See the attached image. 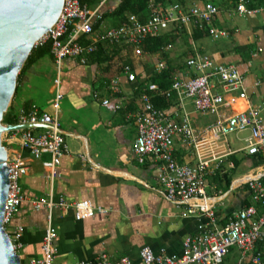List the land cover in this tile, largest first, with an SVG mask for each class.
<instances>
[{
    "label": "crops",
    "instance_id": "1",
    "mask_svg": "<svg viewBox=\"0 0 264 264\" xmlns=\"http://www.w3.org/2000/svg\"><path fill=\"white\" fill-rule=\"evenodd\" d=\"M119 2L106 0L100 7L101 14L111 12ZM216 6L219 13L214 26L225 31L226 37L214 40L207 33L198 31L195 23H184L163 32L172 34L176 40L161 54L143 52L136 55L130 49L112 53L107 59L109 62L103 64L93 56L84 64L77 58L62 60L58 123L68 151L58 167L60 177L52 186L45 168L50 156L43 154L34 158L28 150L20 147L18 137L11 144L6 141V135L3 136L8 153H19L28 166L27 173L20 178L24 199L19 213L7 226L10 232L18 225L23 227L22 261L41 257L47 212L34 210L31 201L47 196L51 190L55 196H62L67 201L90 200L94 206L107 210L81 221L74 220L70 210L53 211L57 248L54 264L94 261L102 253L112 261L128 257L135 264H141L139 251L142 247L149 246L157 255L179 254L183 240L198 234L201 231L199 226L207 224L203 215L184 216L187 204L169 200L158 179L160 163L150 158L140 163L133 150L138 134L136 114L142 107L141 95L146 93L152 101L156 94L147 88L151 74L170 67L173 80H187L197 74L187 66V60L197 55H207L218 64L235 66L243 75L246 97L224 93L226 102L231 103L233 99L230 105L222 104L215 112H201L190 99H184L183 107H179L174 95L170 100L166 99L167 107L159 109L168 112L175 122H180L186 115L199 138V153L220 158L219 167L215 166L218 160L213 162L204 176L206 196L216 213L217 226H223L231 214L251 205L260 213V204L254 200L245 182L253 178L264 182V148L256 154H249L246 143L249 136L242 139L246 143L244 146L233 148L227 136L211 141L204 130L218 119L247 110L263 98L264 11L247 17L236 14L233 4ZM51 61L54 80L58 67L53 57ZM34 65L17 79L11 102L15 119L20 108L54 114V105L43 111L34 97H26L23 92L18 94V89L30 81V74H38ZM126 65L135 74L133 81L123 70ZM53 80L48 92L53 94L52 100L55 101ZM114 81H117L116 91L110 88ZM213 90L222 93L218 85ZM104 100H108V104H103ZM38 129L46 130L44 126L32 128L33 132ZM199 131L200 134H196ZM174 158L178 164L194 166L197 151L175 136ZM197 202L198 199L192 200V203ZM236 250L239 255L237 264H249L241 262V253Z\"/></svg>",
    "mask_w": 264,
    "mask_h": 264
},
{
    "label": "built area",
    "instance_id": "2",
    "mask_svg": "<svg viewBox=\"0 0 264 264\" xmlns=\"http://www.w3.org/2000/svg\"><path fill=\"white\" fill-rule=\"evenodd\" d=\"M106 2H101L90 8L81 5L78 0H64L63 11L49 32L41 37L34 47L51 40V53L58 67L53 80L55 88L54 114L40 112L37 109L26 111L17 110V122L20 125L44 126L46 131L35 134L32 128L20 129L5 133L6 141L13 143L17 139V132H21L18 143L34 158L48 154L50 159L45 162L47 178L51 184L60 177L58 167L61 159L68 151L58 123V102L62 98L60 91V65L65 58H77L81 63H86L88 57L95 51L99 39H107L113 43H122L131 46L136 55L143 52L140 45L149 36L155 37L169 30L171 26H180L184 23H195L200 31H205L214 40L226 37L227 33L214 26V19L219 13L218 7L212 2L194 3L187 10L178 4L168 7L159 6L153 10L146 20L140 21L138 17L130 15L127 23L113 28H107L103 22L99 23L104 32L102 35L94 33L93 25L101 20L100 7ZM151 8L154 6L150 5ZM235 13L240 16H256L264 11V4L255 5L251 0H238L235 4ZM90 36V42L82 44L78 38ZM170 47V46H169ZM187 66L197 74L187 80L174 78L171 89L164 94L167 99L174 95L178 106L183 107V100H192L195 108L201 112L217 111L222 104L230 105L224 100V93L237 94L245 98L243 75L233 65L215 63L207 55H197L187 60ZM123 70L128 74V79L133 81L135 74L131 67L126 65ZM214 78L216 82H214ZM117 81L110 88L117 90ZM221 87L222 93L213 90ZM150 91L158 90L157 85L149 84ZM97 97V94L94 95ZM142 107L136 114L138 134L133 144L136 159L142 163L145 158L158 161L160 171L158 179L165 188L169 200L176 203H185L184 216L203 215L207 224L199 226L201 231L194 236H187L179 254L157 255L149 246H144L139 251L141 264H223L224 257L232 247L241 253V262L249 264H264V185L259 178L245 182L248 184L254 200L260 204L261 211L251 205L231 214L226 223L218 227L216 213L206 196L204 176L211 164L220 158L215 155H201L199 153V138L195 135L187 116L180 122L171 120L168 112L155 107L146 93L141 95ZM103 104H108L104 100ZM250 131L247 139V152L256 154L264 148V96L261 101L225 118L218 119L204 131L212 141L219 136L230 133ZM181 138L182 142L194 147L197 151V163L194 166L178 164L174 158V137ZM215 157V158H214ZM9 168V189L5 201L3 225L9 236L13 251L20 256L23 249L21 242L23 227L18 225L11 232L7 230L13 217L19 213L23 194L20 178L28 171L26 161L19 153L12 151L7 155L6 161ZM232 167L233 165L230 164ZM198 199L197 203H192ZM34 210H46L47 226L41 243V257L21 260V264H54L57 248L54 244L56 230L52 224L53 211H71L74 220L81 221L92 218L97 213H106L107 210L94 206L90 200L67 201L62 196H55L52 190L47 196L36 197L31 201ZM77 264H135L128 257H121L116 261L108 258L107 254H100L94 261H80Z\"/></svg>",
    "mask_w": 264,
    "mask_h": 264
},
{
    "label": "water",
    "instance_id": "3",
    "mask_svg": "<svg viewBox=\"0 0 264 264\" xmlns=\"http://www.w3.org/2000/svg\"><path fill=\"white\" fill-rule=\"evenodd\" d=\"M64 0H0V264H21L3 225L9 189L5 133L36 125L7 124L4 116L16 92L17 77L36 42L50 31L63 11Z\"/></svg>",
    "mask_w": 264,
    "mask_h": 264
},
{
    "label": "trees",
    "instance_id": "4",
    "mask_svg": "<svg viewBox=\"0 0 264 264\" xmlns=\"http://www.w3.org/2000/svg\"><path fill=\"white\" fill-rule=\"evenodd\" d=\"M238 0H120L118 5L111 11H106L102 13L101 20L96 22L93 25L94 33L102 35L104 30L102 28H99V23L103 22L105 24V18H109V26L111 27H119L128 21V17L130 15H134L138 17L140 21H144L147 19V17L150 15V13L153 10H157L159 6L167 7L171 4H178L180 7H182L184 10H187L190 6H192L194 3H205V2H213V4L217 5H223V4H230L234 5L236 4ZM255 5L260 4L261 2H264V0H251ZM78 2L81 5H86L90 8H95L101 0H78ZM151 4L154 6L151 8ZM106 27H108L105 24ZM200 31V30H198ZM205 32V31H200ZM206 33V32H205ZM79 42L82 44L89 43L90 36H81L78 38ZM176 37L172 34L163 33L155 37L149 36L143 43L140 45V48L142 52L148 53V54H157V53H163V49L169 45L175 42ZM51 40L46 41L42 45H38L33 48L31 54L27 58L23 68L21 69L17 79H19L20 75L25 73L29 68H31L36 62H38L40 59L50 56L53 57L51 53ZM131 46L122 44V43H113L110 42L107 39H99L96 43L95 51L89 56L95 57L96 61L98 63H108L109 61L107 59L111 58L112 53H119L121 51L128 52L130 51ZM173 69L170 67L163 70H158L151 74L149 77L150 84L157 85L158 90L156 91V94L152 97L153 105L158 108H165L169 104L167 102V98H165V92L169 89H171V85L173 83L172 79V72ZM12 106H10L9 110L4 116L3 122L7 124H16L17 118L15 119L13 115H9V111ZM264 183V182H263ZM227 184H230L229 181H227Z\"/></svg>",
    "mask_w": 264,
    "mask_h": 264
},
{
    "label": "rangeland",
    "instance_id": "5",
    "mask_svg": "<svg viewBox=\"0 0 264 264\" xmlns=\"http://www.w3.org/2000/svg\"><path fill=\"white\" fill-rule=\"evenodd\" d=\"M105 21L107 23L106 25H109L110 22H109L108 17L105 18ZM34 70H37L38 74L37 75L30 74V81H28L27 84H25L24 88L22 87L18 89V94L24 93L26 97L27 96L34 97L39 102L41 109L44 111V109H48L49 107L51 108L55 104V101L52 100L53 94H49L48 92V89L52 85V80L54 77L53 76L54 68H53V64L51 61V57L46 56L40 59L34 65ZM10 110L11 111H9L8 114L14 115L13 113L15 112V109L13 110V108H11ZM38 130L39 131L34 132L37 135L42 134L46 131L44 129H38ZM20 136H21V132H17L18 139L20 138ZM247 136H250L249 130H244V131H241L240 133L239 132L230 133L227 135V138L233 148H239L241 146H244L247 143V140H246V143L242 140L243 138H246ZM8 230L10 231L9 228ZM236 249L237 248L232 247L230 253L224 257L223 264H237L239 255Z\"/></svg>",
    "mask_w": 264,
    "mask_h": 264
},
{
    "label": "bare ground",
    "instance_id": "6",
    "mask_svg": "<svg viewBox=\"0 0 264 264\" xmlns=\"http://www.w3.org/2000/svg\"><path fill=\"white\" fill-rule=\"evenodd\" d=\"M196 134H200V131H199V132H197Z\"/></svg>",
    "mask_w": 264,
    "mask_h": 264
}]
</instances>
